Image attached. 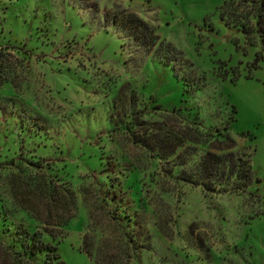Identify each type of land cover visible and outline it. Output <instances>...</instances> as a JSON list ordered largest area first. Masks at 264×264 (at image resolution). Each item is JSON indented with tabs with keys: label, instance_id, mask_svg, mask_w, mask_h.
<instances>
[{
	"label": "rangeland",
	"instance_id": "1",
	"mask_svg": "<svg viewBox=\"0 0 264 264\" xmlns=\"http://www.w3.org/2000/svg\"><path fill=\"white\" fill-rule=\"evenodd\" d=\"M227 1L0 0L6 226L41 232L9 196L7 162L21 157L73 191L75 216L53 240L38 236L64 264H264V52L221 20ZM127 14L157 42L122 27ZM179 106L217 129L234 110L232 151L253 150L244 193L182 185L131 143Z\"/></svg>",
	"mask_w": 264,
	"mask_h": 264
},
{
	"label": "trees",
	"instance_id": "2",
	"mask_svg": "<svg viewBox=\"0 0 264 264\" xmlns=\"http://www.w3.org/2000/svg\"><path fill=\"white\" fill-rule=\"evenodd\" d=\"M219 16L225 25L236 28L248 44L257 42L264 52V0H229L220 7ZM120 25L132 33L143 28L140 32L147 37H144L146 43L154 44L158 40L151 29L147 31L144 21L132 14L125 15ZM259 58L260 52L254 58V65ZM154 109L160 107L156 105ZM163 112L158 121L141 122L142 129L132 134L131 143L150 153L167 177L211 194L244 193L250 187L253 150L232 151L236 145L227 131L234 110L223 129L206 127L191 106L172 107ZM7 164L12 167L7 179L12 204L38 223L41 232L30 230L26 225L17 231L6 226L0 216V264H64L56 244L51 245L38 236L45 234L46 241L53 240L61 227L75 216L73 191L45 177L41 166L31 160L18 157ZM80 251L87 257L91 255L92 244L86 234L81 238Z\"/></svg>",
	"mask_w": 264,
	"mask_h": 264
}]
</instances>
